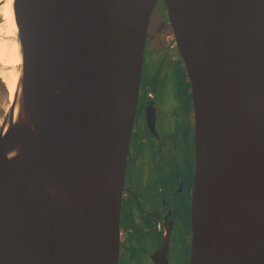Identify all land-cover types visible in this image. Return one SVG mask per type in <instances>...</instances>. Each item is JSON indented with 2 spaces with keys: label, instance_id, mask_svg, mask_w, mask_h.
I'll use <instances>...</instances> for the list:
<instances>
[{
  "label": "water",
  "instance_id": "obj_1",
  "mask_svg": "<svg viewBox=\"0 0 264 264\" xmlns=\"http://www.w3.org/2000/svg\"><path fill=\"white\" fill-rule=\"evenodd\" d=\"M164 1L194 109L190 264H264V0ZM158 2L14 0L23 64L0 127V264H118Z\"/></svg>",
  "mask_w": 264,
  "mask_h": 264
},
{
  "label": "flooded vegetation",
  "instance_id": "obj_2",
  "mask_svg": "<svg viewBox=\"0 0 264 264\" xmlns=\"http://www.w3.org/2000/svg\"><path fill=\"white\" fill-rule=\"evenodd\" d=\"M166 40L147 35L122 194L118 264L191 263L196 167L192 90L174 37ZM171 63L184 87L183 95L176 91L180 105L175 109L163 102L167 92L174 96L176 90V76L173 81L168 77ZM174 117L177 124L166 128Z\"/></svg>",
  "mask_w": 264,
  "mask_h": 264
},
{
  "label": "bare ground",
  "instance_id": "obj_3",
  "mask_svg": "<svg viewBox=\"0 0 264 264\" xmlns=\"http://www.w3.org/2000/svg\"><path fill=\"white\" fill-rule=\"evenodd\" d=\"M22 64V45L15 17L14 0H0V79L7 89L9 104L16 100L21 92ZM16 102L15 116L18 112L19 100ZM8 110L6 108L5 117ZM4 120L0 125L4 124Z\"/></svg>",
  "mask_w": 264,
  "mask_h": 264
},
{
  "label": "rangeland",
  "instance_id": "obj_4",
  "mask_svg": "<svg viewBox=\"0 0 264 264\" xmlns=\"http://www.w3.org/2000/svg\"><path fill=\"white\" fill-rule=\"evenodd\" d=\"M167 12H166V6L163 3H158L155 7V10L152 13L151 16V20H150V26H149V33L151 35L152 39L155 40H159L160 38L164 39L165 42V38L171 42V37L173 38L172 34H170L171 32V28H170V24L168 23V19L166 16ZM148 33V34H149ZM166 40V42H167ZM156 43V41H155ZM168 44V43H167ZM169 74L168 77L169 79H171V81H173V78L176 76V82H175V86H176V90L172 91V93H174L173 95H169L167 92L166 97L163 99V102L168 105L171 109H175L176 106H179V96L177 95L176 91L182 94V91L184 89L183 87V83L180 82V75L178 72H176L177 74H175L174 72V67H173V63H171L169 65ZM182 104H184V102H182ZM6 108H10V104H9V100H8V93H7V89L4 85V83L1 81L0 79V123L6 118ZM178 118L174 117L173 121L168 123L166 125V128L171 127L172 125L177 124ZM2 125H0L1 127Z\"/></svg>",
  "mask_w": 264,
  "mask_h": 264
}]
</instances>
